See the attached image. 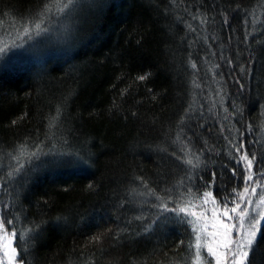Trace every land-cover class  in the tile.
I'll return each mask as SVG.
<instances>
[{
	"label": "trees",
	"instance_id": "trees-1",
	"mask_svg": "<svg viewBox=\"0 0 264 264\" xmlns=\"http://www.w3.org/2000/svg\"><path fill=\"white\" fill-rule=\"evenodd\" d=\"M44 3L53 11L58 7L55 0H0V40L32 27ZM98 3L71 17H52L46 26L53 32H60L53 22L70 26L67 33L62 30V42L35 36L34 43L0 56V176L15 166L12 156L23 153L26 159L41 142L52 152L36 162L39 166H26L7 191L0 190V203L20 216L14 247L27 248L21 253L26 264H191L190 226L169 214L144 231L157 216V201L139 195L147 190L136 178L143 177L161 196L164 190L175 192L186 175L209 180L211 171L217 172L218 184L242 189L229 180L235 164L224 151L217 121L229 123L223 120L225 108H242L254 130L251 137L245 133L246 146L248 139H258L259 155L264 147V0ZM246 14L252 34L245 43ZM197 15L206 23L193 19ZM145 73L147 80L136 79ZM239 119L229 117L243 131ZM178 133L197 154L205 141L221 154L192 157L199 164L192 169L176 159L185 147ZM205 190L184 195L178 205L198 201ZM211 190L219 201L222 193ZM34 223L39 229L21 241L19 230ZM109 227L113 231L99 244L89 243ZM181 240L185 243L178 248ZM252 259L264 264V227Z\"/></svg>",
	"mask_w": 264,
	"mask_h": 264
},
{
	"label": "snow or ice",
	"instance_id": "snow-or-ice-1",
	"mask_svg": "<svg viewBox=\"0 0 264 264\" xmlns=\"http://www.w3.org/2000/svg\"><path fill=\"white\" fill-rule=\"evenodd\" d=\"M55 2L58 5L55 11L52 10L51 4L44 3L36 22L31 28L25 25L21 35L27 36L29 40L33 39V32L36 37L44 36L50 32V27L46 26V24L52 20L53 16L71 17L80 8H96L101 6L98 0H55ZM193 19H199L201 24L206 23V17L201 18L197 15L193 16ZM256 22V19L253 18L252 24L255 25ZM228 23V18L225 16L224 24ZM248 24V14H246L244 17L245 43L247 42L248 36L252 34L248 30ZM189 27L191 28V25ZM69 28V25L65 26V33L69 31ZM191 30L195 31V29ZM14 46L19 47L21 45ZM8 50V45L0 47V56L6 54ZM212 54L215 55V53ZM221 59H224V57L221 56ZM227 64L231 65L232 60L228 59ZM190 66L194 70L197 69L195 61H190ZM214 67L219 69L220 65L216 64ZM240 71L242 74L245 72L243 66H241ZM148 75L145 73L144 75L136 77V79L142 82L148 79ZM236 82L239 83V80ZM193 83L196 87H200L195 81ZM243 88L244 85L240 84V89L242 90ZM124 91L126 92L127 89ZM221 91L222 89H218L216 95L219 96ZM208 99H211V97ZM212 107H215L214 102ZM232 107L234 109L232 112H228L227 108L224 109L228 114L223 117V120L229 121V123L217 121L220 125L218 135L224 141L223 148L228 153V158L235 164L234 167L229 169V180L238 181L242 185V189L232 187L229 190L225 185L218 184L217 172L211 170H209L211 171L209 180H205L204 176H199L198 174L186 175L177 182L175 192L172 189L164 190L163 196L157 194L155 189L149 188L148 182L143 177L136 178L147 190L146 192L139 193V195L152 196L157 201V203L153 204V207L157 209V216L145 226L144 231H149L151 226L161 216L168 218L169 214L178 218L180 223L190 226L194 237V242H190L187 245L192 250L191 264H253L252 258L255 254L256 247H258V235L261 234L262 227H264L262 225V221H264V207H261L264 204V147H262L258 155L257 149L254 147V145L260 143L258 139H248L246 146L245 133L249 137L253 136V126L244 120V110L242 108L237 107L235 104ZM201 108L203 109V105H201ZM190 110V108L185 110L186 115ZM201 115H203V112H201ZM230 116L240 117L237 123L242 126L243 131L240 128H235V125L229 120ZM58 118L59 110L57 113ZM184 119L185 117H181V123L184 122ZM15 123L16 121H13V124ZM182 132L183 129H181ZM181 133L177 134V140H181ZM49 138L47 136L45 137V139ZM181 143L185 144V147L181 148V152L184 155L176 156V153H172L171 155L176 156V159L180 160L183 164H187L192 169L199 167V164L194 163L192 157L199 160L205 151L210 153L215 152L217 156L221 154L214 147H209L207 141L204 142L205 147L199 150V154L193 152L187 140H181ZM42 144L43 142H41ZM41 145H37L36 150L29 153L26 159H22L23 153L21 156H12L15 166L6 173V176H0V190L7 191V185L16 176L22 174L26 166H39L36 162H42V157H47L52 154L51 149L44 151ZM220 175H224L223 168L220 171ZM197 179L200 181V184H196ZM201 187L207 190L197 196V199L200 201L199 206L202 209L199 213L195 211L188 212L189 206H196L191 205V203L184 207L178 205V201L184 195H196L199 193ZM214 187L218 192L222 193L219 201L213 196L211 189ZM209 202L213 204L211 217L205 215L207 209L203 207ZM170 204L173 206L169 207ZM9 207L10 205L7 202L0 203V252L3 253L0 255V264H26L25 256L21 253L26 254L27 248L21 247L18 252L17 247L13 246V241L18 234L16 222L19 221L20 216L19 213L9 211ZM9 216L12 218H9ZM189 216L192 218H189ZM135 219L143 220L144 218L138 216ZM39 227V224L34 223L31 227L20 229L19 239L23 241L30 232L36 231ZM9 228H11V232H9ZM112 231L113 229L109 227L105 230V233L92 235L89 237V243L99 244L104 235ZM184 243L185 241L181 240L177 247L179 248Z\"/></svg>",
	"mask_w": 264,
	"mask_h": 264
},
{
	"label": "rangeland",
	"instance_id": "rangeland-1",
	"mask_svg": "<svg viewBox=\"0 0 264 264\" xmlns=\"http://www.w3.org/2000/svg\"><path fill=\"white\" fill-rule=\"evenodd\" d=\"M53 23L56 24L57 27H60V32H55V31L53 32L52 29H50V32L48 34H46L48 37H50V39H48V40L50 42H52L53 40L54 41H58V42H62L66 38L65 35H62V30L65 29V26L67 25V22H64V20L63 21L60 20V21H56V22H53ZM34 42H35L34 32H33V39H31V40H29L27 36H22L21 33H20L19 35H16V36H13V37L6 36L3 39H1L0 40V47H4L5 45H8L9 43H11V45H8L9 48H12V50H16V49H19V48H23L24 44L28 45V44H32ZM14 45H21V46L17 47V46H14ZM32 51L33 52L35 51V47H34V49ZM254 199H256V197H254ZM190 203H191V205H196V206L195 207L189 206L188 207V212L189 213H191L193 211L199 213L202 210L201 207L199 206L200 205V201L199 200L198 201L189 202L187 205H189ZM203 207L205 209H207V211L205 212V215H207L208 217H211V215H212L211 209L213 207V204L211 202H209L207 205H204ZM261 207H264V204H262ZM189 218H192V217L189 216ZM13 246H14V244H13ZM2 254L3 253L0 252V255H2Z\"/></svg>",
	"mask_w": 264,
	"mask_h": 264
}]
</instances>
